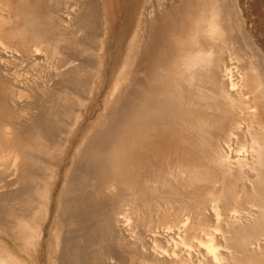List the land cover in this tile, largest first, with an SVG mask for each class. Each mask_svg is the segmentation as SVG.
Here are the masks:
<instances>
[{
  "label": "bare ground",
  "instance_id": "obj_1",
  "mask_svg": "<svg viewBox=\"0 0 264 264\" xmlns=\"http://www.w3.org/2000/svg\"><path fill=\"white\" fill-rule=\"evenodd\" d=\"M227 4L0 0V264H264V66Z\"/></svg>",
  "mask_w": 264,
  "mask_h": 264
},
{
  "label": "rangeland",
  "instance_id": "obj_2",
  "mask_svg": "<svg viewBox=\"0 0 264 264\" xmlns=\"http://www.w3.org/2000/svg\"><path fill=\"white\" fill-rule=\"evenodd\" d=\"M231 1H232L231 3L235 4L236 6L234 7L233 4L231 5L230 0H227V3L228 4L230 3L229 5L227 4V7L229 8L227 11L228 15H229V17H231V19H233L232 17H236L235 19L231 20L233 22L238 17V20L240 21L238 25H240V26H238L236 30H239L240 32L239 31H237V32L241 33L240 34L241 37H243V35H244V37H247V39L249 41H251V43H252V47L247 48L248 51L251 49L250 52H247V50L245 51V49H244L245 46H243L242 44L241 45L243 47L240 45H239V47H242V50L246 52V54H245L242 51L244 53V55L247 56L249 53L250 55H248V56L250 57V56H252L251 54H253L254 59L252 58L253 60L252 59L251 60L255 64H258V65L260 64L261 65L260 67L262 68V66H264V63H263L264 62V57H263L264 56V0H234V1L231 0ZM236 2H237V4H236ZM237 5H238L239 10H237ZM232 6L234 8H232ZM235 8H236L237 12H235V11L233 12V9H235ZM235 13H237V16H234V15H236ZM230 15H232V16H230ZM242 33H244V34H242ZM244 37H243L242 42L245 39ZM129 40H130V37L125 40L124 50H125ZM254 40H256V42ZM243 44H244V42H243ZM253 46H254V48H253ZM254 50L257 51L256 52L257 55L260 53L258 55V58H257V55H256ZM253 51H254V53H253ZM255 58H256V62H257V59H259L260 62L256 63ZM260 58H262L263 60ZM120 64H121V61L115 66L113 73L111 75L110 83L116 77L118 70L120 68Z\"/></svg>",
  "mask_w": 264,
  "mask_h": 264
}]
</instances>
